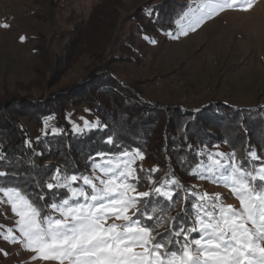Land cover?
Here are the masks:
<instances>
[{
	"label": "snow or ice",
	"instance_id": "1",
	"mask_svg": "<svg viewBox=\"0 0 264 264\" xmlns=\"http://www.w3.org/2000/svg\"><path fill=\"white\" fill-rule=\"evenodd\" d=\"M254 3L202 0L195 11L189 7L175 21L176 34H166L178 39L226 10L249 11ZM66 119L71 122V116ZM80 119L82 126H71L76 136L108 128L99 119ZM49 120L43 134L61 136L65 130L49 128ZM102 142L118 151L89 154L88 172L73 170L66 162L33 174L34 162L18 170L0 151V204L10 206L17 218L14 227L0 225V239L20 244L33 254L32 261L44 264H264V148L258 153L248 143L243 157L236 147L230 153L209 151L206 144L195 150L207 162L199 160L188 174L227 188L239 201L234 207L220 193L186 187L172 172L157 182L158 166L136 167L146 158L139 147L123 146L111 134ZM24 143L32 147L31 140ZM177 205H182L180 215L173 216Z\"/></svg>",
	"mask_w": 264,
	"mask_h": 264
},
{
	"label": "rangeland",
	"instance_id": "2",
	"mask_svg": "<svg viewBox=\"0 0 264 264\" xmlns=\"http://www.w3.org/2000/svg\"><path fill=\"white\" fill-rule=\"evenodd\" d=\"M98 1L0 0V102L19 96L48 95L81 81L94 67L105 64L120 80L133 83L150 103L185 109L209 103L233 108L264 104V0H255L249 11L226 10L178 39L166 34L178 32L176 23L168 32H141L136 37L134 55L126 56L123 62L115 58L123 55L120 49L126 44L132 16L142 7L163 0H103L102 12H108L106 5L110 2L118 7L110 31L113 40L103 48L107 58L101 59V51L99 59L85 54L61 76L56 73L58 78L48 84L50 68L42 66L39 73L34 70L38 65L32 49L35 38L41 34L47 37L53 58L63 54L66 33L75 20H85ZM171 1L185 2L186 5H175L185 9L183 12L189 7L195 11L202 2ZM101 17L99 14L97 21ZM5 24L8 27L2 26ZM136 28L133 24V31H138ZM81 117L93 122L98 119L93 110L82 107L71 123L82 126ZM36 131L42 133L43 129L37 127ZM226 150L221 152L228 153ZM137 165L143 166L144 160H138ZM192 182L202 193H220L226 204L239 207V201L227 188L196 178ZM16 219L10 206L0 204V225L14 227ZM0 249L8 252L7 257L0 252L1 264H44L32 261L33 254L20 244L10 245L0 239Z\"/></svg>",
	"mask_w": 264,
	"mask_h": 264
},
{
	"label": "trees",
	"instance_id": "3",
	"mask_svg": "<svg viewBox=\"0 0 264 264\" xmlns=\"http://www.w3.org/2000/svg\"><path fill=\"white\" fill-rule=\"evenodd\" d=\"M176 4L186 5L185 2L163 0L136 12L130 21L129 34L124 39L126 44L120 49L123 55L116 57L115 61L123 62L126 56L134 55L137 34L150 32L155 35L172 30L185 10L176 7ZM104 5V1L99 0L85 20H75L73 28L66 33L64 53L56 58L49 52L46 36L41 34L35 38L32 49L37 55L38 65L34 70L39 73L43 70L42 66L50 68L48 84H53L57 74L61 76L74 67V62L85 54L99 59L101 51V59L107 58L103 48L113 40L110 31L117 18L115 11L118 7L110 2L109 6L106 5L108 12H102ZM150 10L153 11L151 16L148 15ZM99 14L102 17L97 21ZM133 24L138 31H133ZM82 107L93 110L108 128L74 135L71 132L72 123L66 116H71L72 121ZM198 108L200 111L196 112L197 108L150 103L133 83L120 80L103 64L90 70L81 81L59 91L0 102V151L6 152L8 165L18 170L34 162L33 174L45 169L52 171L56 166H65L66 162L73 170L88 172L86 157L89 154L94 155L97 150L118 151L102 142L111 134L123 146L142 149L146 158L144 165L137 167L147 170L158 166L161 171L155 173L157 182L164 178L165 173L172 172L186 187L191 188L195 177L188 174L190 168L201 159L207 162L206 156H196L198 147L206 144L209 151L215 149L221 152L226 148L228 153L236 147L240 157L244 156L248 143L255 146L258 153L264 148V104L233 108L224 103H209ZM50 117L54 118L49 120ZM45 120H49V128H62L64 133L57 137L45 136L43 131L37 133V127L44 129ZM25 140H31V148L25 146ZM225 140L229 143H224ZM189 143L193 145L191 150L188 149ZM216 144L220 145L218 149L212 147ZM181 159L185 163L182 164ZM194 190L201 192L200 189ZM191 200L189 197V204ZM181 206H176L173 216L180 215Z\"/></svg>",
	"mask_w": 264,
	"mask_h": 264
}]
</instances>
